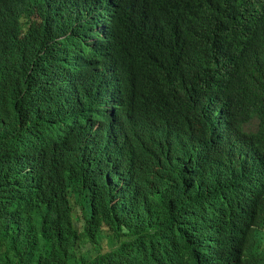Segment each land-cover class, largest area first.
Returning a JSON list of instances; mask_svg holds the SVG:
<instances>
[{"label": "trees", "instance_id": "16d2710c", "mask_svg": "<svg viewBox=\"0 0 264 264\" xmlns=\"http://www.w3.org/2000/svg\"><path fill=\"white\" fill-rule=\"evenodd\" d=\"M0 264H264V0H0Z\"/></svg>", "mask_w": 264, "mask_h": 264}, {"label": "rangeland", "instance_id": "374dc122", "mask_svg": "<svg viewBox=\"0 0 264 264\" xmlns=\"http://www.w3.org/2000/svg\"><path fill=\"white\" fill-rule=\"evenodd\" d=\"M78 214H79V211L75 210V215H78ZM109 238H110V240L105 235H103L101 242H100L102 251L109 249V244H108L109 242L108 241H111L113 239L110 235H109ZM85 249L89 250L91 252V254H95L98 251L96 246L94 247L89 243L86 245ZM86 251H84V252H86Z\"/></svg>", "mask_w": 264, "mask_h": 264}]
</instances>
